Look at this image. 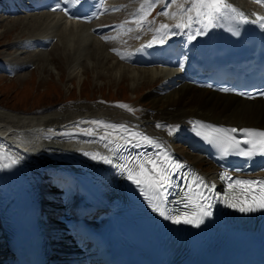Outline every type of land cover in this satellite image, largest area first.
Here are the masks:
<instances>
[{
  "label": "bare ground",
  "instance_id": "obj_1",
  "mask_svg": "<svg viewBox=\"0 0 264 264\" xmlns=\"http://www.w3.org/2000/svg\"><path fill=\"white\" fill-rule=\"evenodd\" d=\"M154 2L156 0L137 2L132 15L133 22H136L132 34L133 42L127 49L114 52L110 49L120 42L119 39L112 38L114 34L112 37L91 35L88 25L69 23L55 14L40 13L18 16L10 19L15 21L6 25V30L9 32L19 27L21 33L27 34L28 39H23L24 41L18 43L17 47H20V50L15 57L14 64L6 65L0 61V70L4 72L23 71L33 64L35 66L37 62V64L43 63L42 68L54 71L50 66V56L61 54L68 61L67 77L69 80L77 79L79 88L84 84L85 72L79 71L80 65L84 63H86L85 69L88 68L95 72L97 78L108 77V80L118 87L127 81L133 94H137L144 87L159 81L158 87L151 94V108L158 111L156 116L149 110L138 118L133 116L132 110L128 111L118 107L120 104L107 106L102 103L96 105L76 104L32 116L16 115L0 109V134L21 148H30L27 152H23L14 148L6 139L0 138V218L4 224L2 233L5 234L7 240L24 230L28 224L35 226L34 222L43 228L48 237L53 238L57 231L50 228L45 212L49 210L50 213H54L59 210L69 213L71 218H67L66 215L64 226L65 229L68 226L74 231H71L74 235L68 234L67 237H63L66 249L78 255L81 254V250L77 249L81 248L80 244L84 242L86 235L93 239V242L90 240L85 242L89 243V247L93 245L90 247V252H98L104 247L102 231L107 220L106 215L96 213L99 211L98 206L91 203L88 197H93L98 204L101 203L100 197L95 194L98 189L92 182H99L98 174L95 172L97 166L91 169L85 168L79 164V160L82 158L71 155L68 150H73V147H81L79 148L82 149L80 153H86V150L92 147L94 148L92 152L105 154L106 147L104 145L107 140L104 142L96 139L91 140L77 134L70 137V131L91 130L95 134L104 135L107 133V137H111L115 141L127 146L128 144L134 146L138 149L136 152H140V158L134 159V164L131 165L134 170H138L136 169L137 162L147 157L162 156L167 152L144 143L137 145L139 137L133 139L131 133L148 136L165 147L173 139L170 135L180 132L188 133L197 118L238 128H264V98L246 100L235 95L220 94L208 88L197 87L187 79L184 66L172 68L170 66L138 67L133 65L137 44L164 42L168 36H173L184 43L189 42L190 46L183 45V58L192 55L193 52L190 48H195L193 43L198 40L195 43L197 45L198 42L211 38L213 33H210L218 31L222 19L221 16L214 20L213 29L208 34L211 23H208L207 20L203 25L195 23L190 28H177V24L183 23L179 15L175 19L163 15L165 22L156 27L155 24L143 22L141 19L150 10L148 3L153 6ZM226 3L236 9V12L232 13L238 20L246 21L248 24H254L264 17V2L226 0ZM111 4L107 14L111 13L110 18L112 19L116 17L114 11L120 9V5L113 3V0ZM176 6L177 3L173 4L172 0H168L161 11L174 13ZM189 6L190 3H186L183 7L188 8ZM178 11L176 10V12ZM237 13H242L244 19H241ZM0 20L6 19L0 18ZM161 25H167L168 28L161 29ZM136 26L149 31L148 34L141 36L139 28ZM113 27L115 26L102 24V26L96 25L94 28L108 32ZM209 34L210 37H208ZM28 49L34 53H29ZM25 57H29L27 62L23 60ZM7 59L11 62L10 59L13 58ZM43 70L45 69L41 70L42 73ZM128 108L131 109L130 106ZM90 121L124 125L128 132L100 127L89 123ZM58 125L61 127L56 128ZM157 125H161V127H157ZM169 128L174 129L172 134H169ZM33 138L35 142L31 141ZM108 147L113 149L111 145ZM169 156L187 160L205 179L212 181L217 167L205 156L184 152L170 153ZM94 164H97L95 160ZM149 167L151 166L149 165ZM22 171L25 176L22 175ZM81 176H84L88 183L84 182ZM50 180L58 182L59 188L55 191L56 194H53L54 197L45 203L43 193ZM99 184L101 183L99 182ZM31 185L37 187L36 190ZM129 188L131 195L128 196V204L132 208V215L136 217V227L142 229L146 239L150 237V241H154L155 236L158 235L154 233V225L170 229L175 227V224L169 227L164 226L163 220L160 218L161 215L158 211H153L148 201L140 198L138 203L134 197L135 190L132 183ZM61 197L63 199H60ZM119 206L123 211L124 205L119 204ZM153 219L159 220L154 223L150 222ZM82 220L87 223V227L84 229L77 225ZM149 228L153 234L150 233ZM68 231L70 230L68 229ZM81 239L82 241H80Z\"/></svg>",
  "mask_w": 264,
  "mask_h": 264
},
{
  "label": "rangeland",
  "instance_id": "obj_2",
  "mask_svg": "<svg viewBox=\"0 0 264 264\" xmlns=\"http://www.w3.org/2000/svg\"><path fill=\"white\" fill-rule=\"evenodd\" d=\"M139 1L113 0V3H117L118 6L119 4L121 5L120 10L116 12L118 13L116 17H113L112 19L110 18V20H114L120 25L117 31L114 30L112 32V34H114L113 37H120V39L116 38L119 39L120 42H118V44L116 43L115 46H112L113 49L110 50H125L133 42L132 34L134 30L131 28L129 14L131 12L132 19V15L136 9V4ZM164 1L166 0H158V6H161ZM186 3L189 4L187 0H177V6L174 8V13H177L176 10H179L178 5L184 6ZM164 17L154 11L150 16H145L144 18L146 22L154 23L157 21V24H159L161 22H165ZM13 21L15 20H0V32H2V34H0V59L2 60L0 61H3L6 65L10 63L14 64L16 60V53L20 50L17 47L18 43L24 41L23 39H28L27 34L24 32L21 33V29L19 27L11 32L6 30V25L12 23ZM106 21L108 20L103 19V22ZM7 58L13 59H10L11 62H9V59ZM50 58V66L54 69V71H49L45 67L42 68L41 66L43 63L37 64L38 62L35 66L34 64L32 65L34 67L30 66L23 71L15 73L0 71L1 110L16 115L32 116L45 111L70 107L76 104L96 105L98 103H102L107 106H115L117 104L128 105L131 107L133 116L138 118L142 117L144 113L149 112V110L150 113H153L155 116L158 114L157 110H152L151 108V94L158 87L159 81H156L151 86L144 87L137 94H133L127 81H124V83L118 87L116 84L111 83V81L108 80V77L97 78L95 72L88 68L85 69L86 63H84L80 65L79 68V71L85 72L83 79L84 84L79 88L77 87V79L69 80L67 77L66 68L68 61H66L61 54L52 55ZM27 59L29 60V57L23 58L24 62H27ZM42 69H45L43 70V73L41 72ZM26 74L28 75L24 78ZM170 137L174 136L170 135ZM171 146L178 152H188L187 147L181 144L176 138L171 140ZM187 154H189V152ZM46 187L47 189L43 193L44 202L52 199L54 197L53 194L56 190H58V186L52 180H50V183H47ZM36 188L37 187H34L33 189L36 190ZM60 199L63 198L61 197ZM61 213L64 215H61ZM46 214L50 228L53 227L52 229L57 232L60 231L55 228L62 230L64 227L62 219L66 218V215L67 218H71L69 213L67 214L66 212L59 210H56L54 213H50L48 210ZM2 223L3 221L1 222L0 220V256L6 251L4 236L2 233L4 230V224L2 225ZM53 242L58 246H63L61 239L58 236L57 239L53 238Z\"/></svg>",
  "mask_w": 264,
  "mask_h": 264
},
{
  "label": "snow or ice",
  "instance_id": "obj_3",
  "mask_svg": "<svg viewBox=\"0 0 264 264\" xmlns=\"http://www.w3.org/2000/svg\"><path fill=\"white\" fill-rule=\"evenodd\" d=\"M147 2V0H146ZM190 3L188 8H184L183 5H178L179 11L177 13H170L165 11L161 13L166 17L175 19L177 15H179L183 21V23L177 24V28L188 27L190 28L192 24L204 23L205 20L208 23H213L215 19L224 15L226 11L236 12V9L233 8L230 4L226 3V0H187ZM258 2H264V0H258ZM173 4L177 3V0H172ZM143 7V6H142ZM148 7L151 8V3H148ZM195 15H192V14ZM237 15L244 19L242 13H237ZM143 19V17H141ZM264 19V17L260 18ZM246 22V21H245ZM264 26V25H262ZM167 25H161V29H167ZM118 107L125 108L128 111H131L127 105H118ZM89 123L96 124L100 127L110 128L113 130L120 129L125 133L128 130L124 125H115V124H104L100 121H90ZM157 127H161V125H157ZM198 127H204L203 125H198ZM174 129L169 128V134H172ZM207 131L209 134L205 135L199 131H197L198 136H202L203 139L208 141L209 143L215 144L219 147L225 155L229 154L230 151H239L241 143L243 144H251L254 150L260 152V154L264 155V132H257L253 129H225V128H213L211 126H207ZM239 133L244 137L243 140H239L236 138V134ZM86 135H91V130L85 131ZM107 133L104 136H101L100 139L103 141L107 137ZM133 139L137 140V145L140 143H144L149 146H154L158 150L161 148V145L158 144L153 139L148 136H144L138 133H131ZM124 139V137H121ZM126 142H128L126 140ZM112 140H108L104 145L106 148L109 144H112ZM87 156H90L92 159H99L106 164H111L112 161L107 156H100L99 153H84ZM244 155H251V152H244ZM149 165L151 167H149ZM123 167V166H122ZM181 164L176 163L171 160L168 153H163L162 156L158 155L156 157H147L146 159L137 162L136 169L133 170L131 168L125 169L128 172V179L132 181L133 184H136L138 187H141V192L145 195V197L151 202L153 200L163 202V198L166 195V189L170 187V180L173 174L172 170H178L182 168ZM200 184L204 185L202 179L197 178ZM239 186L241 188L242 196L241 198L235 199L234 202H230V195L226 197V203L229 207H237L240 212H252L257 209H264V180L256 181V180H235L234 183L229 184V189L232 190L234 187ZM254 186H259V191L254 194ZM205 188L214 187L204 185ZM151 195H148V193ZM203 197V193H200ZM207 199L206 197H203ZM186 199H191L190 197H186ZM199 208L203 209L204 205H198ZM153 211H158L161 216H164L165 219H171L175 224H195L199 226L202 223V217L210 215L211 213L207 210L201 211L199 213L189 216V214H184L183 216H168L165 215L163 209L159 207L158 204H153Z\"/></svg>",
  "mask_w": 264,
  "mask_h": 264
}]
</instances>
